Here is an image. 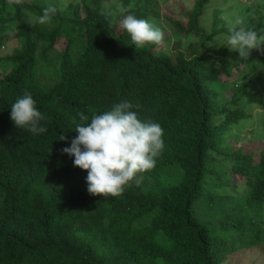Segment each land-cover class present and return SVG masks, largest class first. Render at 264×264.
Returning <instances> with one entry per match:
<instances>
[{
    "label": "trees",
    "instance_id": "16d2710c",
    "mask_svg": "<svg viewBox=\"0 0 264 264\" xmlns=\"http://www.w3.org/2000/svg\"><path fill=\"white\" fill-rule=\"evenodd\" d=\"M210 1L194 0L186 25L167 17L175 42L170 53H157L153 45L136 48L126 30L116 32L105 0L78 1L72 14L58 10L45 24L37 20L44 5L0 0V47L13 34L20 42L0 55V264H222L230 244L223 233L244 236L260 225L246 217L264 202V154L256 163L253 152L222 151L220 144L248 118L240 95L264 106V91L239 86L225 100L215 83L232 76L234 67L261 74L264 54L253 50L245 60L227 46H210L227 31L217 30L219 13L212 31L201 25ZM118 3L132 5L138 18L163 17L159 0ZM63 36L60 64L48 74L55 82L42 83L39 49L45 59ZM25 91L46 117L45 133L32 134L11 120V105ZM121 101L142 121L161 124L165 148L139 185L118 197L91 194L88 171L62 149L78 135V112L91 118ZM214 154L233 157L231 175L245 177L242 186L250 188L244 205L217 224L198 218L195 208L217 169L209 163ZM216 184L220 194L228 193L226 183Z\"/></svg>",
    "mask_w": 264,
    "mask_h": 264
},
{
    "label": "rangeland",
    "instance_id": "374dc122",
    "mask_svg": "<svg viewBox=\"0 0 264 264\" xmlns=\"http://www.w3.org/2000/svg\"><path fill=\"white\" fill-rule=\"evenodd\" d=\"M24 1H36L44 6L51 4L56 6L58 10L64 14H72L73 5L71 4L81 0ZM159 3L163 17H153L149 18V20L159 26L163 30L164 36H168V39L163 41L160 45L149 44L148 46L153 45L157 53H170L175 42V33L177 31L173 25L169 23L167 17L179 20L186 25L185 13L191 10L194 0H159ZM118 4V0H105V5L111 13L116 11V6ZM8 11L13 15V7L8 8ZM215 13H219L220 20L217 25V30H222L226 27L225 20L223 19L225 16L231 18L240 16L245 18L246 21L248 20L249 25H256L257 30L264 28V0H211L206 6L205 13L200 20L201 25L206 28L208 32L212 31V27L215 25ZM250 13L251 15H249ZM32 16H35V14ZM121 18L120 14H117L114 18L116 21L113 23V27L115 25L117 33H120L123 29L119 24ZM227 35V31H220L210 39V46L218 48L226 46L225 41ZM194 37L195 36L192 38ZM185 40L189 41L187 38H183L181 43ZM19 44V38L15 34L11 35L8 41H5V45L0 47V55L12 53L14 48ZM66 45L67 37L63 36L60 38L55 48L47 54L45 59H43L44 54L42 48L39 49L38 77L40 82H55V79H52L50 75H48L50 73L49 69L57 70ZM253 50L255 51L256 49ZM43 67H47L48 70H46V72L43 71ZM215 85L217 88L222 89L221 93L225 100L232 99L239 86H250L253 89L264 91V72L261 74L259 72H244L240 67H234L232 76H223V80L215 83ZM240 96L242 100L241 106L247 110L248 118L233 125L226 132L224 136L225 140L220 144V149L222 151H233L238 148H245L247 151L254 153L255 162L259 163L264 154V106L250 104L243 94ZM209 158V163H212V166L215 165L217 169L208 174L209 179L206 180L208 185L205 186L206 193L195 202V208L198 218L201 217L204 220L217 224L219 218L225 212L238 210V205H244L247 201L246 198L247 194L250 192V188H246L248 187L247 185L245 188L242 186L246 184L245 177L234 173L231 175L230 167L233 163V157H221L214 154V157L210 156ZM178 173L179 172H177V174ZM177 174L173 175L174 182H177L181 177V173ZM211 177H216L218 184L226 183L225 187L228 193L220 194V187H217V184L214 185L216 181ZM260 204L255 210L248 211L246 217L249 223L250 220L258 222L260 224L258 227L249 230L247 235L239 237L237 234L233 235L229 232L223 233L230 244L228 246V255L222 264H264V202ZM255 237H258L257 243H253Z\"/></svg>",
    "mask_w": 264,
    "mask_h": 264
},
{
    "label": "clouds",
    "instance_id": "9594fccd",
    "mask_svg": "<svg viewBox=\"0 0 264 264\" xmlns=\"http://www.w3.org/2000/svg\"><path fill=\"white\" fill-rule=\"evenodd\" d=\"M21 2L7 0L9 6ZM131 9L132 5L118 4L110 15L115 18L120 14L119 24L130 35L136 48L160 45L164 40L163 30L147 18H138ZM57 11V7L51 4L43 7L38 22L50 23ZM223 19L228 32L225 44L238 52L239 58L247 60L253 49L264 54V28L257 30L256 25H249L240 16H225ZM133 107L130 102L121 101L91 118L83 111L77 113L80 123H76L75 131L78 135L62 152L75 157L74 166L88 171L86 179L91 194L118 197L132 183L139 185L142 182L140 174L156 166L157 158L165 148V130L161 124L142 121ZM10 116L18 128L27 129L32 134L47 131L41 125L46 117L27 91L11 105Z\"/></svg>",
    "mask_w": 264,
    "mask_h": 264
}]
</instances>
